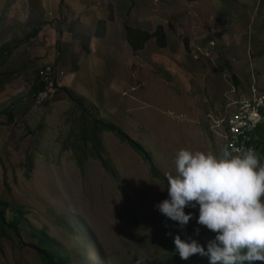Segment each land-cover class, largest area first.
<instances>
[{"label":"rangeland","instance_id":"1","mask_svg":"<svg viewBox=\"0 0 264 264\" xmlns=\"http://www.w3.org/2000/svg\"><path fill=\"white\" fill-rule=\"evenodd\" d=\"M32 2L52 28L22 43L0 69L4 74L22 71L0 95V121L5 122L0 128V199L25 208L26 242H33L29 234L34 230H46L72 264L166 260L170 252L161 249L160 241L169 223H177L156 205L168 196L162 189L167 175L175 174L176 153L225 149L224 137H231L225 122L240 104L264 91V0H0V49L32 33L27 25ZM82 17L87 29L79 28L83 33L77 36ZM100 21L108 23L104 40L95 38ZM129 26L150 32L164 27L167 47L150 40L134 53L126 37ZM83 43H93L90 54ZM54 65L65 77L62 86L70 85L76 99L90 111L97 109L99 120L141 144L150 163L105 132L100 136L103 157L114 173L95 159L81 172L73 148L72 102L62 95L38 106L32 99L34 71ZM250 82L254 93L246 90ZM12 108L10 125L3 112ZM152 166L165 178L154 176ZM185 211L194 213L188 225L195 223L187 239L202 244L214 237L197 224L198 209ZM0 264L39 261L34 250L20 249L11 237L0 240Z\"/></svg>","mask_w":264,"mask_h":264},{"label":"clouds","instance_id":"2","mask_svg":"<svg viewBox=\"0 0 264 264\" xmlns=\"http://www.w3.org/2000/svg\"><path fill=\"white\" fill-rule=\"evenodd\" d=\"M252 87L250 82L246 90L254 93ZM252 98L234 110L231 121L236 112L252 110L259 99L264 102V91ZM258 117L261 121L257 120L254 132L247 135L249 145L241 142V152L230 146L232 137H224L228 148L218 153L190 149L176 153L175 174L167 175V187L162 189L168 196L156 208L177 223L175 227L171 223L167 226L178 230L174 231L175 248L166 250L170 254L175 251L177 264H195L199 259L204 261L202 264H264V163L251 144L257 130L264 128V104L259 106ZM186 208L198 209L197 224L214 233L213 238L207 237L202 244L191 237L187 239L195 223L188 225L194 213H186ZM155 262L161 264L160 260Z\"/></svg>","mask_w":264,"mask_h":264},{"label":"trees","instance_id":"3","mask_svg":"<svg viewBox=\"0 0 264 264\" xmlns=\"http://www.w3.org/2000/svg\"><path fill=\"white\" fill-rule=\"evenodd\" d=\"M43 12L39 8V4L37 2L30 3V22H29V30L33 28L34 30L25 40L16 41L14 43L8 44L0 51V69L4 67L12 58V55L15 50H18L22 43L26 44V42H30L31 38L33 40L37 39L41 34L42 30L45 27V23H43ZM63 24L66 23V19L63 20ZM108 23L106 21H100L98 30L96 32V38L98 40H104L107 38L108 34ZM127 42L129 43L132 51L136 54H139L141 51L145 49L146 44L150 40H155L158 47L161 49H165L168 45L167 36L165 33V28L160 27L156 32L144 31V30H135L130 26L127 28ZM187 42V41H186ZM88 44V43H87ZM86 43H84V50L90 54V44L85 47ZM59 65H54V70L58 75H54L53 78H56L57 83L59 85V94L55 97L53 102L59 101L63 98L62 95L67 96L68 102H72L75 110H73L74 114H76L75 125L76 129L73 133L77 139L73 140L74 144L77 143V147L75 149V145L73 144V148L75 150V160L76 165L79 167L82 173H85V164L89 159L99 160L104 168L114 173L112 167H110V163L103 157L105 154L103 143L100 136L105 133H113L115 134L123 143L129 144L132 148H134L145 161L151 162L150 153L146 152L144 147L137 143L133 138H131L123 129L117 127L112 123H107L105 121L99 120L98 115L93 111H90L87 107H85L81 100L75 98V93L73 90L66 86H62L60 84L59 78ZM46 68V67H45ZM45 68L34 71V75L36 77L35 83L32 88L33 100H35L39 91H41L45 87V79L42 76V73L45 72ZM75 71L77 74L81 72L79 65L76 66ZM20 72H14V74H4L0 73V92L3 87L10 83L13 79L14 75H20ZM235 81L238 85H242V82L239 78L234 77ZM15 110L7 109L3 113L8 115L9 124L11 125L15 120ZM72 112V113H73ZM228 130L229 125H227ZM262 127L257 130V137L251 142V144L257 148L256 153L259 155L261 159V163L264 162V131H261ZM250 143V142H249ZM248 143V145H249ZM249 147V146H248ZM225 148H228L227 145ZM249 148H247L248 150ZM34 161L31 156L28 158V169L32 170ZM152 171L154 176L158 178H165L164 174L161 171H158L155 167L152 166ZM25 208L16 203L13 200L7 198L0 199V240H5L11 237H14L20 246V249L24 250L26 248H30L34 250L37 255L39 264H72L70 259L66 256H63L60 251L56 248L55 241L50 238L46 230L38 231L34 230L29 234V237L33 239V242H26L23 238V232L25 225L29 222L26 217ZM178 229L172 227H166V238L162 239L161 249L169 250L175 248L174 245V231ZM150 244V243H149ZM175 251H173L169 257L161 262V264H177V257L175 256ZM203 260L199 259L195 264H202Z\"/></svg>","mask_w":264,"mask_h":264},{"label":"built area","instance_id":"4","mask_svg":"<svg viewBox=\"0 0 264 264\" xmlns=\"http://www.w3.org/2000/svg\"><path fill=\"white\" fill-rule=\"evenodd\" d=\"M54 75H58L54 70V67L47 66L45 68V72L42 73V76L45 79V87L38 92L34 100V102H36V105L41 106L52 100L59 94V85L56 78H53ZM57 78H59V76H57ZM263 104L264 102L259 99V104L257 105V107L253 108L252 110H250L249 108H243L240 112H236L235 117H233V120L229 125V130L231 133L230 136L232 137L230 146L235 151L241 152L244 150V147H240L241 142H250V139L247 135L254 132L257 127V120L261 121V118L258 117L259 106H262Z\"/></svg>","mask_w":264,"mask_h":264},{"label":"crops","instance_id":"5","mask_svg":"<svg viewBox=\"0 0 264 264\" xmlns=\"http://www.w3.org/2000/svg\"><path fill=\"white\" fill-rule=\"evenodd\" d=\"M43 23H45L44 22V13H43ZM82 24L78 27V30H76V34H77V36H79L80 34H82L83 32L81 31L80 32V30H79V28H82L83 30H84V32H85V30L87 29V24H85V20H84V18L82 17V22H81ZM27 25H29V23L27 24ZM48 24H46L45 23V28H44V30H50L51 28H52V26L51 25H49L48 27ZM54 27V26H53ZM79 32H80V34H79ZM92 38H93V36H92ZM96 38V37H95ZM65 40H67V39H65ZM84 44V43H83ZM92 45H93V43L90 45V47H92ZM3 49V48H2ZM2 49H0V51L2 50ZM59 80H60V82H61V85H63V81H61L62 80V76H63V74H61V70L59 69ZM62 75V76H61ZM61 76V77H60ZM63 78H65L64 76H63ZM65 82H68L69 83V81L66 79L65 80ZM9 84V83H8ZM7 85V84H6ZM70 86V85H69ZM68 86V87H69ZM2 94V91L0 92V95ZM2 114V113H1ZM5 122L4 121H0V128H4L5 126Z\"/></svg>","mask_w":264,"mask_h":264}]
</instances>
